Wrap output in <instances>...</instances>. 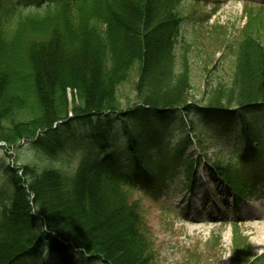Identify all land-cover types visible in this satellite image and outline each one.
<instances>
[{
    "label": "trees",
    "instance_id": "obj_1",
    "mask_svg": "<svg viewBox=\"0 0 264 264\" xmlns=\"http://www.w3.org/2000/svg\"><path fill=\"white\" fill-rule=\"evenodd\" d=\"M179 1L0 0V142L14 150L25 140L46 161L67 150L78 159L41 167L0 157V264H38L44 251L55 264H152L151 228L130 191L157 198L181 175L192 187L206 162L235 204L264 184V123L249 115L264 113L263 33L242 28L247 48L219 98L185 102L190 76L174 64L177 28L209 14L174 16ZM169 129L176 139L166 143ZM227 138L231 148L209 154ZM234 239L239 264L245 249ZM245 264H264V255Z\"/></svg>",
    "mask_w": 264,
    "mask_h": 264
},
{
    "label": "rangeland",
    "instance_id": "obj_2",
    "mask_svg": "<svg viewBox=\"0 0 264 264\" xmlns=\"http://www.w3.org/2000/svg\"><path fill=\"white\" fill-rule=\"evenodd\" d=\"M259 3L264 4V0H180L174 4L172 14L180 18L190 13L200 15L203 12H213L203 22L183 18L177 28L178 35L173 48L174 64L184 68L185 74L190 76L189 97L185 102L196 103L205 96L207 99L215 95L217 99L219 89L229 88L234 57L247 48L246 41L239 38L242 28L250 23L252 28L264 36V12L255 6ZM192 29L195 35H192ZM262 47L264 49V45ZM248 50L254 53V50ZM119 88L118 96L125 108L126 102L130 103L132 100L131 91L126 85ZM67 102L70 106L77 102L70 90ZM230 109L236 110L232 107ZM249 115L256 116L251 119L256 126H262V111ZM186 122V127L191 125L190 121ZM121 124L119 122L113 126L119 129ZM169 130L171 131L164 138L166 143L176 139V130ZM262 139L261 145L264 147V137ZM220 144L231 148L232 140L222 139L218 145L210 148L209 154ZM16 146L18 148L13 151L14 147L3 145L0 157L4 154L11 156L7 158L11 164L14 161L17 165L27 162L41 167H46L49 160L52 164L66 160L72 165H76L78 160L67 150L61 152L58 159L46 161L37 157L38 148L31 146L29 142L20 141ZM194 148L195 146H191L190 149ZM233 148L236 149L237 145ZM97 152L92 151V157ZM239 156L236 152L237 160ZM196 177L200 178L199 183L189 188L183 187V176L174 177L173 182L163 188L157 198L148 191L144 192V188L130 191L129 201L137 207L139 216L151 228L147 239L151 241L152 264H233L235 237L240 239L239 245L245 249V255L239 264H245L247 259L257 255H264V188L254 189L246 199L237 201L239 205L232 210V193L223 183L216 181L217 175L210 170L209 164L201 166ZM169 181L168 178L166 184ZM0 187L6 188L1 181ZM234 221L237 224L235 230ZM43 254L38 264L56 263L52 254L45 251Z\"/></svg>",
    "mask_w": 264,
    "mask_h": 264
}]
</instances>
